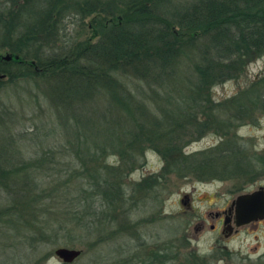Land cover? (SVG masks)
Instances as JSON below:
<instances>
[{
  "label": "rangeland",
  "instance_id": "rangeland-1",
  "mask_svg": "<svg viewBox=\"0 0 264 264\" xmlns=\"http://www.w3.org/2000/svg\"><path fill=\"white\" fill-rule=\"evenodd\" d=\"M21 1L0 0V7L11 3L20 8ZM179 1L188 4L198 0ZM73 13L68 12L63 18V38L69 42H100L101 33L95 32L91 24L92 15L83 22L78 14ZM103 16L104 13L100 14L101 27L102 22H106ZM2 26L0 23V52L6 54L4 48L17 42L16 37L21 35L23 28L15 27L6 37L9 32ZM7 28L10 31V25ZM40 30L43 31L42 28ZM46 40L51 42L43 47L40 55L37 54L41 59L60 51L54 42L62 44L53 38ZM17 55L27 63L39 60L20 51ZM189 60L187 58L182 67L180 63L171 72L177 73L174 78L176 88H180V96H187L190 89H182L183 86L198 80L194 63L187 62ZM23 67L9 63L8 73H0L6 78L4 81L0 79V209L13 203L22 205L19 193L29 192L23 184L26 178L16 179L12 174L14 171L31 173L25 164L46 155L59 156L66 161L73 158L68 139L77 134L72 120L74 115L60 112L59 107L63 105L56 100L47 81L11 79V70L19 73ZM263 75L264 56H261L249 63L238 79L227 80L211 89V107H221L220 117L226 118L222 107L227 105L230 111L229 100ZM142 87L144 96L150 93L146 85ZM261 91L264 92L263 89ZM174 96L179 97L177 92ZM107 104L106 96L97 95L84 104L74 105L77 116L82 117L79 130L90 136L91 143L107 138L112 128L123 134L124 121L120 119V123H112L104 109ZM205 119L202 115L200 120ZM201 125L197 123V126L181 132L186 152L183 158L178 154H173L174 158L165 157L164 151L161 153L159 148L146 142L142 148L144 154L138 150L135 152L133 168L129 167L130 164L126 168H115L120 177L111 180L116 182V188L125 197L123 203L111 206L101 194L84 200L77 197L79 189L88 186L84 177L72 178L68 184L69 194L50 190V197L42 199L37 195L36 204L28 201L23 217L27 219L37 210L41 219H48L51 237L31 244L29 236L33 230L27 224L17 227L12 222L7 223L8 218L3 217L0 222V264H66L55 253L58 247L82 250L72 264H183L188 259L192 264H264V221L241 226L239 232L229 236L210 228V224L215 222L210 213L225 208L238 195L264 186V111L258 109L241 123L223 126L226 127L223 131L211 129L198 138L188 136ZM160 147L164 148L163 144ZM106 155L103 166L106 163L114 167L120 164L118 156L111 151ZM176 158L178 162H174ZM40 177L38 173L39 181ZM44 184L40 181L41 189L48 190L49 183ZM79 205L87 211L92 207L91 215L88 213L90 217L85 220L90 226L88 228L64 223V212Z\"/></svg>",
  "mask_w": 264,
  "mask_h": 264
},
{
  "label": "trees",
  "instance_id": "trees-1",
  "mask_svg": "<svg viewBox=\"0 0 264 264\" xmlns=\"http://www.w3.org/2000/svg\"><path fill=\"white\" fill-rule=\"evenodd\" d=\"M6 4L9 6L0 7V23L4 31L9 32L6 37L15 27L23 28L16 37L17 42L9 46L11 52L20 51L28 57L39 58L42 63L30 61L34 72L12 73L11 79L47 81L56 100L63 105L59 107L60 112L74 115L72 120L77 129V134L68 139L73 158L67 161L55 155L33 158L25 164L32 174L20 170L12 173L16 179L26 178L23 184L29 192L19 193L22 205L13 203L0 209V222L5 217L7 223L12 222L17 227L27 224L33 230L29 236L31 244L52 236L47 227L48 219H41L37 210L27 219L23 217L28 201L36 204L37 195L46 199L52 190L69 194L68 184L72 178L84 177L88 186H82L77 197L84 200L101 194L111 206L123 203L125 197L111 180L120 177L114 169L126 168L129 164L133 168L134 154L137 150L144 154L142 148L146 142L159 148L161 153L164 151L165 157L178 154L183 158L186 152L181 132L200 123L195 133L188 134L198 138L211 129L223 131L226 128L223 126L241 123L258 109L264 111V92L261 91L264 75L229 100L230 111L227 105L222 107L226 118L220 117L221 107L210 105L213 87L238 79L249 63L264 56V0H198L188 4H181L179 0H22L20 8ZM68 12L78 14L81 21L92 15L91 24L95 32L101 33L100 42L64 39L62 23ZM102 13L106 22L103 21L101 27ZM9 25L10 31H7ZM40 28L46 31L43 33ZM50 38L62 41V44H53L59 46L60 51L41 59L38 55L51 42L46 40ZM187 58H190L187 62L194 63L198 80L183 86L182 89H190L187 96H180L174 78L177 73L171 72L180 63L182 67ZM48 71L51 73H43ZM141 81L150 92L146 96ZM175 92L179 97L174 96ZM97 95L106 96L108 104L104 109L112 123H120L122 119L125 129L119 134L112 128L107 138L91 143L90 136L79 130L82 117L77 116L74 105L84 104ZM202 115L206 118L203 121L200 120ZM109 151L118 156L117 167L109 163L103 166ZM174 162H178V158ZM38 173L43 184L49 183L48 190L41 189ZM88 209L91 211L79 205L71 211L64 210L67 211L64 223L90 227L85 220L90 217L92 207ZM188 260L183 264H192Z\"/></svg>",
  "mask_w": 264,
  "mask_h": 264
},
{
  "label": "water",
  "instance_id": "water-1",
  "mask_svg": "<svg viewBox=\"0 0 264 264\" xmlns=\"http://www.w3.org/2000/svg\"><path fill=\"white\" fill-rule=\"evenodd\" d=\"M5 58L10 59L11 56L9 55ZM233 207L235 209V223L238 227L264 219V187H260L253 192L238 195L233 200ZM55 253L65 263H72L82 254V250L70 247H58Z\"/></svg>",
  "mask_w": 264,
  "mask_h": 264
},
{
  "label": "flooded vegetation",
  "instance_id": "flooded-vegetation-1",
  "mask_svg": "<svg viewBox=\"0 0 264 264\" xmlns=\"http://www.w3.org/2000/svg\"><path fill=\"white\" fill-rule=\"evenodd\" d=\"M4 51L6 54H4L3 52H0V73H8L7 70L9 69L7 68L9 66V63L14 64V66L16 65L18 67L24 65L22 69L18 70L19 73H31L32 68L29 62L23 63L25 60L22 59L21 56H18L17 54L12 53L9 46H7V48H4ZM9 55L11 56L10 59L5 58L6 56H9ZM15 71L16 70L13 69L11 70V73H16ZM0 79H2V81L6 80L4 75L2 76L0 75ZM260 187H264V186H260ZM210 217L213 218L215 221L214 223L210 224V228L212 229V231L221 232L225 236H229L233 233H237L240 231L241 226L238 227L236 226V223H235V209L233 207V201L231 203H228L225 208L220 209L216 211L215 213L213 212L210 213ZM263 221L264 219H261L258 221L251 222L249 224L257 225V224H261Z\"/></svg>",
  "mask_w": 264,
  "mask_h": 264
}]
</instances>
